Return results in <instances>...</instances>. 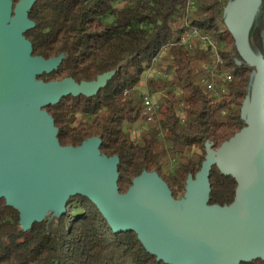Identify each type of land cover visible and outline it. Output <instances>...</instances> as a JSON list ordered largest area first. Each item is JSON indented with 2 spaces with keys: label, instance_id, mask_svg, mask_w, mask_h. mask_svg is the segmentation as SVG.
<instances>
[{
  "label": "trees",
  "instance_id": "obj_1",
  "mask_svg": "<svg viewBox=\"0 0 264 264\" xmlns=\"http://www.w3.org/2000/svg\"><path fill=\"white\" fill-rule=\"evenodd\" d=\"M186 1L37 0L29 11L35 27L25 37L32 43V54L46 59L65 55L57 70L39 79L92 81L116 71L94 97L67 96L46 110L62 146H77L98 136L101 153L119 157L121 193L147 170L159 174L174 198L182 196L187 176H194L204 160L205 142L217 148L244 126L240 108L254 69L240 59L223 23L230 0H194L195 8L188 14L192 25L218 42L232 75L228 92L219 98L211 97L199 82L208 52L178 43ZM263 32L264 0L249 33L251 48L262 55ZM163 45L169 46L155 67L171 78L148 81L151 92L162 96L158 116L146 122L142 94L136 88ZM139 121L146 122L148 129L136 141L128 129ZM209 181V204L233 201L236 182L232 177L214 166ZM71 205L76 209L73 216L68 212L56 219L47 216L22 231L18 212L1 199L0 264H165L143 248L134 232H113L88 199L71 197L67 206ZM240 264H264V260Z\"/></svg>",
  "mask_w": 264,
  "mask_h": 264
},
{
  "label": "water",
  "instance_id": "obj_2",
  "mask_svg": "<svg viewBox=\"0 0 264 264\" xmlns=\"http://www.w3.org/2000/svg\"><path fill=\"white\" fill-rule=\"evenodd\" d=\"M37 0H0V200L18 212L22 231L47 216L61 217L71 197L88 199L115 233L132 231L165 264H240L264 260V55L249 33L262 0H230L223 23L253 74L240 117L244 126L205 156L184 193L174 198L156 171L143 170L121 193L119 157L101 153L98 136L62 146L46 110L67 96L94 97L115 74L92 81H44L65 55H33L25 33L35 27ZM264 34V32H263ZM264 44V38H263ZM236 182L230 204H209L213 167Z\"/></svg>",
  "mask_w": 264,
  "mask_h": 264
},
{
  "label": "built area",
  "instance_id": "obj_3",
  "mask_svg": "<svg viewBox=\"0 0 264 264\" xmlns=\"http://www.w3.org/2000/svg\"><path fill=\"white\" fill-rule=\"evenodd\" d=\"M195 8L194 0L186 1L185 16L180 21V26H185V33H181L179 44L192 50L196 46H200L208 52V59L202 63L201 74L199 82L204 88L205 92L213 98H219L229 90V83L232 81V75L227 67L219 59L220 46L218 42L213 39L208 33H202L196 26L192 25L188 20V14ZM171 45V44H169ZM169 45H163L160 53L156 54L155 61L151 62L148 69L160 75L162 78H171L170 73L156 71L154 65L158 57L162 56ZM147 70V71H148ZM142 94V105L144 108V115L146 122H152L158 116L159 102L154 100L152 93L144 91ZM180 120L183 122V115L180 114Z\"/></svg>",
  "mask_w": 264,
  "mask_h": 264
},
{
  "label": "rangeland",
  "instance_id": "obj_4",
  "mask_svg": "<svg viewBox=\"0 0 264 264\" xmlns=\"http://www.w3.org/2000/svg\"><path fill=\"white\" fill-rule=\"evenodd\" d=\"M163 49V46L161 47V49L159 50L158 53H160ZM162 56L158 57V60L156 63H158L160 61V58ZM156 56L153 57L152 61H155ZM155 63V64H156ZM154 69L157 71V68L154 65ZM160 75L153 72V71H145L142 75H141V80L137 85L136 91L139 93H142L144 91H149L150 93H152V97L154 100L158 101L159 98L162 96V93L160 92H151V90L148 88V81L150 79H156L157 77H159ZM79 118H81L80 116H78ZM148 129V124L146 122H138L136 124H133L131 127H129L128 129V133L130 135V137L136 141H139L141 138V135L143 133H145ZM198 151V150H197ZM169 164V163H168ZM67 212L69 214V216H73L76 213V209L74 205L71 206H67Z\"/></svg>",
  "mask_w": 264,
  "mask_h": 264
},
{
  "label": "bare ground",
  "instance_id": "obj_5",
  "mask_svg": "<svg viewBox=\"0 0 264 264\" xmlns=\"http://www.w3.org/2000/svg\"><path fill=\"white\" fill-rule=\"evenodd\" d=\"M182 33H185V26H182ZM219 59L222 60V63L226 66V60L221 55V52L219 51Z\"/></svg>",
  "mask_w": 264,
  "mask_h": 264
}]
</instances>
